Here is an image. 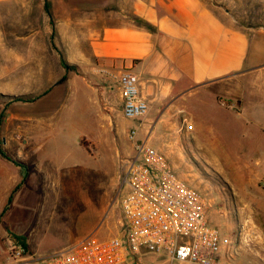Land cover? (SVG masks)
Instances as JSON below:
<instances>
[{"label": "crops", "instance_id": "crops-1", "mask_svg": "<svg viewBox=\"0 0 264 264\" xmlns=\"http://www.w3.org/2000/svg\"><path fill=\"white\" fill-rule=\"evenodd\" d=\"M125 72L138 77L149 105L143 119L123 116L118 77ZM237 76L253 77L259 87L221 89L237 98L218 100L210 86ZM0 94L47 100L48 112L74 97L84 110L92 102L102 123L80 141L84 152L82 142L101 144L119 113L127 127L138 128L137 143L164 150L174 162L187 149L199 154L245 199L264 190V34L250 32L213 0H0ZM42 149L21 162L3 148L27 166L0 155L6 200L20 185L49 180L53 152ZM122 152L134 158V143ZM1 228L8 232L6 222Z\"/></svg>", "mask_w": 264, "mask_h": 264}, {"label": "rangeland", "instance_id": "rangeland-1", "mask_svg": "<svg viewBox=\"0 0 264 264\" xmlns=\"http://www.w3.org/2000/svg\"><path fill=\"white\" fill-rule=\"evenodd\" d=\"M213 1L250 32L264 34V0ZM254 81L253 77L237 76L210 87L219 90L218 100L228 101L235 96L222 95L221 89L254 88L258 86ZM23 98L31 97L0 94V105L7 102L9 108L1 132L2 147L21 162L29 159L31 149L43 148L40 154L51 150L53 169L42 187L28 182L18 186L10 204L0 191V223L6 222L8 231L0 229V264L8 262L9 247L16 240L12 231L27 237L28 249L38 257L67 248L93 233L102 239L118 235L120 185L133 157L122 152L132 142L127 136L130 128L119 113L108 124V136L101 144L95 147L82 142L88 151L84 152L80 141L99 130L102 123L97 106L91 102L84 110L82 98L74 97L64 109L48 112L44 107L47 100ZM225 130L234 131L230 126ZM198 155L187 149L178 162L167 156L176 173L210 201L211 223L237 239L239 255L230 264H264V190L259 187L251 193L252 200L245 199L243 191ZM6 207L8 211L2 214Z\"/></svg>", "mask_w": 264, "mask_h": 264}, {"label": "built area", "instance_id": "built-area-1", "mask_svg": "<svg viewBox=\"0 0 264 264\" xmlns=\"http://www.w3.org/2000/svg\"><path fill=\"white\" fill-rule=\"evenodd\" d=\"M118 84L126 119H143L149 105L139 79L125 72ZM185 129L192 125L185 123ZM138 128L127 136L136 156L120 185V233L106 239L95 233L71 246L38 257L15 240L6 264H230L239 255L235 237L213 225L210 201L175 171L168 156L137 143Z\"/></svg>", "mask_w": 264, "mask_h": 264}, {"label": "trees", "instance_id": "trees-1", "mask_svg": "<svg viewBox=\"0 0 264 264\" xmlns=\"http://www.w3.org/2000/svg\"><path fill=\"white\" fill-rule=\"evenodd\" d=\"M63 65H64V67H65L67 70H70V69L73 68L71 65H69V64L66 63L65 61H63ZM17 100L19 101L20 99H17ZM0 155H1L2 157H4V158L10 160V161H13V163H15L16 165L20 166L21 168H23V169H25V170L27 169V167H26L25 165H23V163H21L20 161H17V160L14 161V160H12L10 157H8V156L6 155V153L4 152V150H3L1 143H0ZM26 178H27V175L25 174L24 179H26ZM11 201H12V196L9 197V199H8V204H10ZM7 209H8V207L5 208V210L3 211L2 214H4L5 211H6ZM1 218H2V215H0V220H1ZM9 233H10V231H9ZM11 234H14V235H13L14 238H15L17 241L21 242L25 247H27V245H26V243H25V241H26V237H25V236H19V235L15 234V233H11Z\"/></svg>", "mask_w": 264, "mask_h": 264}]
</instances>
